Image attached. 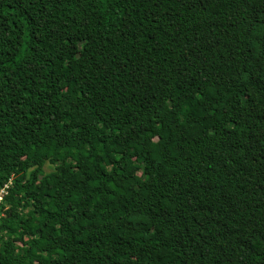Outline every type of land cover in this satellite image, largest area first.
<instances>
[{"label": "trees", "instance_id": "trees-1", "mask_svg": "<svg viewBox=\"0 0 264 264\" xmlns=\"http://www.w3.org/2000/svg\"><path fill=\"white\" fill-rule=\"evenodd\" d=\"M10 180L0 264H264V0H0Z\"/></svg>", "mask_w": 264, "mask_h": 264}, {"label": "built area", "instance_id": "built-area-1", "mask_svg": "<svg viewBox=\"0 0 264 264\" xmlns=\"http://www.w3.org/2000/svg\"><path fill=\"white\" fill-rule=\"evenodd\" d=\"M11 185H12V181L10 180L6 185L0 188V203H2L5 197L8 195Z\"/></svg>", "mask_w": 264, "mask_h": 264}, {"label": "rangeland", "instance_id": "rangeland-1", "mask_svg": "<svg viewBox=\"0 0 264 264\" xmlns=\"http://www.w3.org/2000/svg\"><path fill=\"white\" fill-rule=\"evenodd\" d=\"M53 169H54V167L51 166V165H46V167H45V171H46V172H50V171H52Z\"/></svg>", "mask_w": 264, "mask_h": 264}]
</instances>
